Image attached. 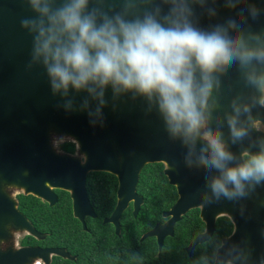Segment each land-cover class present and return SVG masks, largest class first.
<instances>
[{
  "label": "clouds",
  "instance_id": "1",
  "mask_svg": "<svg viewBox=\"0 0 264 264\" xmlns=\"http://www.w3.org/2000/svg\"><path fill=\"white\" fill-rule=\"evenodd\" d=\"M22 2L32 13L18 21L31 37L25 70H43L58 108L103 127L106 92L113 110L122 97L139 99L183 149V166L202 172L200 203L230 201L245 219V200L257 197L264 208V0ZM193 244L190 264H264V249L246 234L201 230Z\"/></svg>",
  "mask_w": 264,
  "mask_h": 264
},
{
  "label": "water",
  "instance_id": "2",
  "mask_svg": "<svg viewBox=\"0 0 264 264\" xmlns=\"http://www.w3.org/2000/svg\"><path fill=\"white\" fill-rule=\"evenodd\" d=\"M31 14L22 0H0V264H51L53 256L76 260L65 247L17 245L19 237L41 240L47 236L18 209L17 194L33 195L53 206L58 199L55 189L67 191L72 214L86 231L85 217L96 216L86 192L87 174L111 173L117 178L116 204L102 223H111L120 235L123 211L131 203L135 217L143 203L136 186L141 170L149 163L163 164L177 199L162 212L165 221L157 222L140 240L155 237L160 251L165 237L174 234L175 223L197 208L203 230L214 232L217 218L226 216L232 223L227 236L235 240L246 234L255 250L264 249V238L259 236L264 208L257 206V197L244 201L251 213L247 219L230 201L200 203L196 195L203 187L202 172L183 166V149L168 141L155 113L145 115L139 99L122 97L113 110L110 91L106 92L109 104L102 110L103 127L90 126L83 112L65 113L56 106L59 97L51 95L43 70H25L31 37L18 21ZM232 76L235 79L234 73ZM82 95L76 94V100ZM222 102L226 105L227 98ZM64 142L73 143L74 151L62 149ZM6 183L13 184L9 191L4 190ZM257 192L264 198V187ZM194 247L192 239L185 247L188 255Z\"/></svg>",
  "mask_w": 264,
  "mask_h": 264
},
{
  "label": "trees",
  "instance_id": "3",
  "mask_svg": "<svg viewBox=\"0 0 264 264\" xmlns=\"http://www.w3.org/2000/svg\"><path fill=\"white\" fill-rule=\"evenodd\" d=\"M74 147L71 142L61 144V148L68 152H73ZM116 190L115 175L102 171L87 174L86 192L96 216L85 217L86 231L72 214V202L67 191L55 189L58 199L53 206L33 195L19 194V210L38 231L47 235L41 240L26 235L22 243L65 247L70 254L76 255L74 261L53 256L51 264H129L124 256L127 251H138L144 258L142 264H190L199 249L195 246L188 255L185 247L194 234L204 229L197 208L187 211L175 223L174 234L165 237L160 251L155 237L140 240L141 235L157 222L165 221L162 212L169 209L177 199L175 186L168 182L163 173V164L149 163L141 170L136 190L142 195L143 203L135 217L131 203L123 211L120 235H116L111 223H102L103 218L114 209ZM231 231L230 219L226 216L218 217L214 232L227 236Z\"/></svg>",
  "mask_w": 264,
  "mask_h": 264
},
{
  "label": "flooded vegetation",
  "instance_id": "4",
  "mask_svg": "<svg viewBox=\"0 0 264 264\" xmlns=\"http://www.w3.org/2000/svg\"><path fill=\"white\" fill-rule=\"evenodd\" d=\"M18 195H19V194L16 195L17 200H18ZM17 207H19V200H18V206H17ZM18 209H19V208H18ZM24 237H25V236H23V237H19V238H18V241H17V245H18V246H25V244L22 243V239H23ZM38 246H40V245H38ZM43 247H46V246H43Z\"/></svg>",
  "mask_w": 264,
  "mask_h": 264
}]
</instances>
